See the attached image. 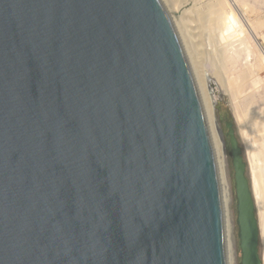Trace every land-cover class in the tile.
Masks as SVG:
<instances>
[{
	"label": "water",
	"instance_id": "obj_1",
	"mask_svg": "<svg viewBox=\"0 0 264 264\" xmlns=\"http://www.w3.org/2000/svg\"><path fill=\"white\" fill-rule=\"evenodd\" d=\"M226 127L240 264H263ZM218 170L163 0H0V264H229Z\"/></svg>",
	"mask_w": 264,
	"mask_h": 264
},
{
	"label": "rangeland",
	"instance_id": "obj_2",
	"mask_svg": "<svg viewBox=\"0 0 264 264\" xmlns=\"http://www.w3.org/2000/svg\"><path fill=\"white\" fill-rule=\"evenodd\" d=\"M163 1L166 7L168 9L169 8L171 9L170 14L173 18V21L175 22V25L182 23V19L186 20L187 22H191L193 19L194 20L197 19V18L195 19V17L202 16L204 13H206L204 14L206 15V17H203L204 19L203 26L205 25L203 27L204 28L203 33H204V36L205 35L208 36V34L210 33L208 38L204 37V39L205 38L208 39L207 41L212 40V36L214 37V35L215 37H217L216 43L219 42L220 45L222 43L221 41L224 42V40H225V43L227 42V44L232 43V41L237 42L238 40V42H240L241 40H244L243 46L241 47L238 58H237L239 66H241L243 73H238L236 74L237 76L235 75L234 72L232 73V71L230 70L232 62L230 60L227 61L225 65H221L219 69L215 71V67L213 66L211 62L210 56L206 57L205 59L206 63L202 71L200 72V78L202 79V81L205 82L204 85L206 86L207 96H206L205 102H203L204 107L206 109V106L208 107L210 105L209 108L211 107L210 112L212 113L213 120L210 119L209 122H210V125L214 124L213 127L217 131V134L223 144V151H224V158H225L224 174H225L226 181L228 182L229 187H230V198L228 202L226 203V207H227L226 215H227L228 221L230 222L229 223V230H230L229 241L232 244L233 252H234L233 264H240L241 263V251H240L239 228L237 224V198H236V193H235L234 169L232 166V158L230 155V145H229V138L227 136L226 124L228 122L233 123V127L235 128V131H236V135L243 149V155L247 163V174L251 181V185L253 189L254 180H253V174H252V151L251 150H253L254 148L250 149L248 146L261 147V148L256 147V149H260V152L263 157L264 156V140L261 143H258L257 145L254 144L255 146L254 145L251 146L249 144V142L247 141V137L245 136L247 132H249V128L247 127L248 125H246L245 120H244V114H243L244 108L241 109L240 107H238L236 98L242 97L241 95L243 93H244L243 95L246 94L244 92L245 90L243 91V93L241 90L244 82H249L255 79L257 80V82L259 81L260 84L258 83V91L259 93L261 92L262 93L260 95H257L255 93H248V96L249 98H251V100L253 99L252 100L253 102L257 104L262 105L263 103L261 102H264V93H263L264 92L263 91L264 90V85H263L264 84V52L262 53L259 52L260 50L257 49L255 45V41H254L256 39V36L253 37L251 35L252 28H254V25L256 23L257 24L256 27H258V30H259L258 31L259 33H257V40L264 48V0H195V1L194 0H163ZM223 4L225 5V7ZM206 9L208 12L206 11ZM219 11H222V12H219ZM201 12L203 13L202 15L200 14ZM198 13L200 15H198ZM217 15L219 17H217ZM191 16H193V19H191L192 18ZM208 16L210 17L208 18ZM205 21L209 23L207 24ZM259 23L261 26H263L262 28L260 25H258ZM179 26H182V25H178V28ZM230 28L231 30H229ZM205 29L207 30L205 31ZM207 31H208V34H207ZM211 31L213 32L216 31V32L213 33ZM220 35L222 39L223 38L225 39L223 40L219 39ZM207 41L204 40L203 43L206 49L210 50L211 49L210 47H212V45L210 44L208 45ZM223 44L224 43H222V45ZM242 66L244 67L242 68ZM248 70L249 72H247ZM244 71L246 73H244ZM217 73L225 77V78L222 77V79L224 80L227 79L225 80L226 83H223L227 86L226 87L227 91L225 90V88H223L222 83H220V81L218 80L217 75H216ZM230 86H232V88ZM239 86L241 87V89ZM233 87H236V89H233ZM239 90H241V92ZM254 91H257L256 87L253 88V92ZM234 95L235 96L239 95V96L235 98ZM234 102L236 103L239 109L236 107ZM208 110L209 109L207 108L206 111ZM210 128L212 131L211 126ZM257 197L259 198L260 196L258 195ZM257 213H259L258 209H257ZM258 219H259V227H260V234H261L260 235V253H261L262 263H263L264 261L263 259L264 258V241L262 237L263 235H262V229H261V223H260L261 222L260 214H258Z\"/></svg>",
	"mask_w": 264,
	"mask_h": 264
},
{
	"label": "bare ground",
	"instance_id": "obj_3",
	"mask_svg": "<svg viewBox=\"0 0 264 264\" xmlns=\"http://www.w3.org/2000/svg\"><path fill=\"white\" fill-rule=\"evenodd\" d=\"M224 7H225V5H224ZM168 10H169V12L171 11L170 8ZM206 11H207V9H206ZM219 12H222V11H219ZM200 14L202 15L203 13L201 12ZM200 14L198 13V15H200ZM204 14H206V13H204ZM204 14L202 16L195 17V19L197 18L196 20H194L193 16H191L192 17L191 19H193L191 22H187L186 20L181 18L182 23H179L178 25H182V26H179V28H178V25H175V26H177L176 29L179 33V36L181 38L185 52L187 54L188 61H189L190 66L192 68V72H193V75H194V78L196 81L197 88L199 90V94L201 97L203 107H204L203 102H205L207 95H206V86L204 85L205 82L202 81V79L200 78V72L202 71V69L206 63V61H205L206 57L210 56L211 62L213 64V66L215 67V71H217L221 65H225L227 63V61L230 60L232 62V65L230 67V70L232 71V73L234 72L235 75L238 73H243V70L241 69V66H239L237 58H238L240 49L243 46V42H244V40H241L240 42H238V40H237V42L232 41V43L227 44V42L225 43V40H224V42L223 41H221V42L224 43L225 45L224 44L222 45V43L220 45L219 42L216 43L217 37H215V35H214V37L212 36V40L207 41L208 39H206V38L204 39V37L208 38V36L210 35V33L208 34V31H207L208 36L207 35L204 36V33H203V30H204L203 27L205 26V25L203 26V23H204L203 17H206V15H204ZM219 15H221V14H219ZM200 17H202V18H200ZM209 17L210 16H208V18ZM217 17H219V16L217 15ZM252 17H253V15H252ZM207 20H209V19H207ZM205 22L207 23V21H205ZM260 23L258 25H260ZM253 24H254V22H253ZM256 26H257V24L255 23L254 28H252L251 35L253 37L256 36V39L254 40L255 45H256L257 49L260 50L259 52L262 53V52H264V48L257 40V33H259L258 32L259 30H258V27H256ZM262 27L263 26H261V28ZM228 28H229V26H228ZM206 30L207 29H205V31ZM229 30H231V28ZM211 32H213V31H211ZM215 32H213V33H215ZM248 34H247V36H248ZM219 37H220L219 39H221V40L225 39V38L222 39L221 35ZM229 38H230V36H229ZM262 39H263V37H262ZM204 40H206L208 42V45L209 44L212 45V47H210L211 48L210 50L206 49V47L204 46V43H203ZM236 52H237V54H236ZM243 67L244 66H242V68ZM247 72H249V70ZM244 73H246V72L244 71ZM216 75H217V78L220 81V83H222L223 88H225V90L227 91V88H226L227 86L225 84H223V83H226L225 80H227V79H225V80L222 79V77L223 78H225V77L219 73H217ZM258 83H259V81L257 82V80H255V79H253L252 81H249V82H244L242 89L240 87L242 84L239 87L242 90V93L245 90L244 92L246 94L243 95L244 94L243 93L241 95L242 97H238V98H236V97L239 96L240 94L237 96L234 95V97L236 98L238 107H240L241 109L244 108L243 109L244 120H245L246 125H248L247 127L249 128V132H247V134L245 136L247 137V141L249 142V144L251 146L254 144L257 145L258 143H261L264 140V139H262V138H264V102H261V103H263L262 105L257 104L255 102H253L252 101L253 99L251 100V98H249V96H248V93H255L257 95H260L262 93V92L259 93V91H258ZM246 84H247V86H246ZM230 87L232 88V86H230ZM254 87H256L257 91L253 92ZM262 88H263V86H262ZM233 89H236V87H233ZM241 90H239V91L241 92ZM234 92H236V91H234ZM234 104L236 105L235 102H234ZM237 105H236V107H237ZM209 106L208 107L206 106V109L204 107L205 116H206L207 122L209 124L213 149H214L216 160L218 163V169H219L218 171H219V176H220V180H221V188H222V194H223V200H224V207H225V212H227L226 211V208H227L226 203L228 202V200L230 198V187H229L228 182L226 181L225 174H224L225 158H224L223 144H222V141L220 140V138L217 134V131L213 127L214 124L210 125L209 120L210 119L213 120V116H212V113L210 112L211 107L209 108ZM207 108L209 109L208 110L209 112L206 111ZM210 126L212 127V131H211ZM248 147L250 149L254 148L253 150H251L252 151V174H253V180H254V185H253L252 190H253L254 199H256L255 200L256 206H257V209L259 211V213H257V214H260V217H261L260 223H261V229H262V235H263L262 237H263V241H264V156L262 157L260 149H256V147H258V146H256V147L248 146ZM258 148H261V147H258ZM258 195L260 196L259 198L257 197ZM258 221H259V219H258ZM229 223L230 222L228 221V218L226 215L228 259H229V264H233L234 252H233L232 244L229 241V234H230ZM263 264H264V261H263Z\"/></svg>",
	"mask_w": 264,
	"mask_h": 264
}]
</instances>
